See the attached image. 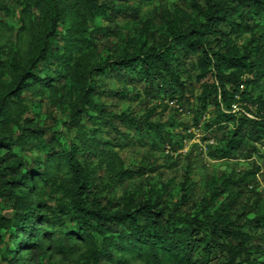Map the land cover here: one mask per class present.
Wrapping results in <instances>:
<instances>
[{
  "label": "trees",
  "instance_id": "1",
  "mask_svg": "<svg viewBox=\"0 0 264 264\" xmlns=\"http://www.w3.org/2000/svg\"><path fill=\"white\" fill-rule=\"evenodd\" d=\"M78 1L90 15L106 19L113 12L131 8L114 0ZM27 3L37 10L39 28L31 33L22 60L13 63L9 84L0 93V115L10 120L13 118L7 97L19 93L31 79L38 80L39 63L51 59L61 20L59 0ZM189 6L190 11L177 8L173 16L162 18L165 34L159 41L153 40L149 22L144 20L140 31L146 37L139 45L122 48L115 57L105 55L82 74L67 62L66 74L75 87L76 98L62 121L65 128L78 134V116L85 113L90 121L102 119L107 129L117 133L121 132L120 125L135 132H151L168 147L170 135L164 130L167 122L156 118L155 106L144 103L138 114L114 112L93 99L96 93L127 97L129 92L123 87L99 89L93 76L106 68L118 77L123 75V69L132 73L130 79L138 87L135 95L140 89L147 92L154 86L163 98L178 102V109L183 101L188 104L187 96L192 95L195 102L189 107L198 115L194 125L208 113L203 126L214 124L221 129L218 140L207 144L211 146L206 152L209 156L233 157L246 141L264 142V0H191ZM97 29L107 31L105 26ZM243 33L245 39L237 42ZM192 57L195 72L183 78L179 66ZM48 80L49 77L40 78L44 85L49 84ZM253 87L257 90L253 91ZM158 103L163 110L175 107L167 99ZM89 109L95 114H88ZM168 123L174 122L170 118ZM20 130L12 142L21 141L28 134L41 139L38 126H22ZM8 138V134L0 132V199L8 200L11 208L10 215L0 212V226L13 239L6 258L9 264H30L28 256L17 262L15 257L21 249L32 253L39 247L34 225L49 220L42 212L43 202H30L28 182L37 173L23 169L24 163L10 149ZM77 151V145L68 141L60 152L70 175L68 216L73 222V227L63 234L84 241L95 235L99 243L86 250L84 262L75 264H98L101 251H107L110 245L131 252L145 264H264V204L254 199L235 212L232 204L239 193L236 190L233 194L232 185L237 180L231 175L210 178L205 193L195 200L189 197L191 184L184 175L178 199L167 203L163 195L169 180L158 170L159 186L149 187L145 196L131 204L107 208L98 196H88L92 183ZM262 161L258 169L264 166V157ZM250 173L245 170L241 177ZM247 212L251 214L246 215Z\"/></svg>",
  "mask_w": 264,
  "mask_h": 264
},
{
  "label": "rangeland",
  "instance_id": "2",
  "mask_svg": "<svg viewBox=\"0 0 264 264\" xmlns=\"http://www.w3.org/2000/svg\"><path fill=\"white\" fill-rule=\"evenodd\" d=\"M27 1L0 0V93L9 84L14 71L13 63L22 60L31 33L39 28L37 10ZM114 1L130 5L131 8L121 13L113 12L106 19L90 15L78 0H59L61 20L52 43L51 59L39 63L38 80L31 79L19 93L7 97V107L13 119L0 115V132L8 134L10 149L23 161V169L37 173L28 182L30 202H43L42 212L49 220L34 225L39 247L32 253L21 249L15 262L22 256H28L30 264L84 262L86 250L99 243L95 235L84 241L66 238L63 234L65 229L73 227L68 216L70 175L60 155L68 141L77 145L78 159L88 171L92 183L88 196H98L107 208L131 204L145 196L149 187L159 186L158 170H162L163 177L169 180L167 192L163 195L167 203L178 199L179 184L184 175L191 184L189 197L195 200L205 193L210 178L228 174L237 180L232 185L233 194H236V190L239 193L232 204L235 212L254 199L264 204V166L258 169L263 162L264 142L246 141L233 157L209 156L206 152L211 146L207 144L212 145L218 140L221 129L214 124L211 127L203 126L208 113L200 118L197 126L194 125V117L198 118V115L189 107V103L195 102L190 94L187 96L188 104L183 101L182 108L178 109V102L163 98L154 86L147 92L140 89L135 95L138 87L130 79L131 72L121 69L123 75L117 77L105 68L93 73L96 86L104 90L123 87L128 90V96L120 98L96 93L93 99L114 112L125 110L138 114L144 103L155 106L156 118L167 122L164 130L169 131L170 135L168 147L151 132H135L120 125L121 132L117 133L107 129L102 119L90 121L85 113L78 116L81 126L78 134L74 129L65 128L62 121L76 98L75 87L66 74L68 63L74 64L82 74L92 62L105 55L115 57L122 48L139 45L146 37L140 31L144 20L149 22L148 30L153 40L159 41L165 34L164 16H173L177 8L191 10V0ZM100 26L106 27V33L95 30ZM245 37L246 33H243L236 41L242 42ZM66 56H70V59H66ZM194 63L195 58L192 57L180 64L179 71L183 78L188 73L194 74ZM48 77L49 84L44 85L40 78ZM256 90L253 87V91ZM166 99L175 107L163 110L158 102ZM87 113L95 114V111L89 109ZM170 118L173 125L168 123ZM22 126L40 127L41 139L28 134L23 140L12 142ZM154 166L155 169H150ZM245 170H251V173L241 177ZM0 212L11 214L8 200L0 199ZM10 236L11 233L0 226V264H9L6 258L10 254L8 248L13 244ZM97 260L98 264H145L140 257L112 245L107 251L102 250Z\"/></svg>",
  "mask_w": 264,
  "mask_h": 264
},
{
  "label": "built area",
  "instance_id": "3",
  "mask_svg": "<svg viewBox=\"0 0 264 264\" xmlns=\"http://www.w3.org/2000/svg\"><path fill=\"white\" fill-rule=\"evenodd\" d=\"M212 141V140H211Z\"/></svg>",
  "mask_w": 264,
  "mask_h": 264
}]
</instances>
